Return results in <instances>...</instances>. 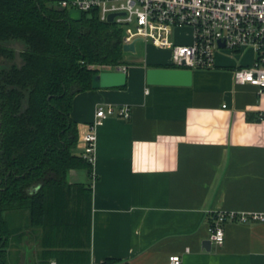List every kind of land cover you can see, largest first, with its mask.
Wrapping results in <instances>:
<instances>
[{
  "label": "crops",
  "instance_id": "obj_1",
  "mask_svg": "<svg viewBox=\"0 0 264 264\" xmlns=\"http://www.w3.org/2000/svg\"><path fill=\"white\" fill-rule=\"evenodd\" d=\"M159 50V57L138 58L136 47L129 53L124 87L73 98L77 155L98 107L131 111L130 119L114 115L97 128L91 175H66L69 185L90 188L88 223L78 234L88 260L80 264H167L173 255L182 264H264V223L227 222L223 246L203 247L213 212H264V91L233 80L254 52L217 55L213 68L192 70L189 86L148 85V69L172 68L171 51ZM67 239L74 243L75 234ZM38 253L39 246L27 264Z\"/></svg>",
  "mask_w": 264,
  "mask_h": 264
},
{
  "label": "trees",
  "instance_id": "obj_2",
  "mask_svg": "<svg viewBox=\"0 0 264 264\" xmlns=\"http://www.w3.org/2000/svg\"><path fill=\"white\" fill-rule=\"evenodd\" d=\"M125 65L122 31L96 14L72 19L49 0H0V264L29 263L36 245V264L88 260L78 234L88 223L90 188L66 181L70 170L92 174L73 152L72 102L92 89L97 67ZM68 233L76 238L70 245Z\"/></svg>",
  "mask_w": 264,
  "mask_h": 264
},
{
  "label": "built area",
  "instance_id": "obj_3",
  "mask_svg": "<svg viewBox=\"0 0 264 264\" xmlns=\"http://www.w3.org/2000/svg\"><path fill=\"white\" fill-rule=\"evenodd\" d=\"M60 11L75 9L87 15L96 14L100 21L113 16L114 24L122 31V46L137 42L149 43L158 49H169L172 68L210 69L215 66L219 52L232 54L251 48L254 60L250 66L234 70L238 85H250L264 91V0H49ZM188 27L191 41L179 44L171 40L176 30ZM91 69H96L90 66ZM103 71H122L125 66L97 67ZM128 120L130 108L112 105L98 107L94 119L80 135L78 156L91 166L95 162L97 128L111 116ZM209 241L217 247L224 244L227 222L240 224L264 223V212H224L211 214ZM54 264V263H53ZM167 264H182L178 255L168 258Z\"/></svg>",
  "mask_w": 264,
  "mask_h": 264
},
{
  "label": "water",
  "instance_id": "obj_4",
  "mask_svg": "<svg viewBox=\"0 0 264 264\" xmlns=\"http://www.w3.org/2000/svg\"><path fill=\"white\" fill-rule=\"evenodd\" d=\"M107 21L111 23L113 16H109ZM14 61L20 67L21 47L13 46ZM124 53H135V44H128L122 46ZM192 70L177 69V68H151L146 71V83L148 85H172V86H189L191 84ZM126 84V74L122 71H103L95 74L92 77L91 86L93 89L99 88H120ZM206 250L211 249V242L209 240L203 243ZM27 264V261L25 262Z\"/></svg>",
  "mask_w": 264,
  "mask_h": 264
},
{
  "label": "rangeland",
  "instance_id": "obj_5",
  "mask_svg": "<svg viewBox=\"0 0 264 264\" xmlns=\"http://www.w3.org/2000/svg\"><path fill=\"white\" fill-rule=\"evenodd\" d=\"M49 5L50 6H53L54 5V2H49ZM68 16L70 18H72V19H76V18H78L80 16V12L77 11V10H75V9H70L68 11ZM190 33H191V30L188 27H185V28H182V29H178V30H176V32L174 33V35L171 36V40H174L176 43H179V44H187V43H190ZM146 44H148V47L147 48H145V43L144 42H141L140 41V42H137L136 43L137 53H136L135 56H137L138 58H145L147 55L159 57L160 50L159 49H155L149 43H146ZM219 54L220 55L222 54L221 56L224 57L225 59L231 60V57H228L227 56L228 54H231L230 51L223 50L222 52H219L217 55H219ZM161 55H164V54H161ZM129 57H130L129 56V53H125V59L128 60ZM215 62H217V57L215 58ZM129 64L130 65H133L132 62L129 63ZM32 245L33 244H31V242L28 243L27 244V248H30ZM35 247H38V245H36ZM13 254H15V253H13Z\"/></svg>",
  "mask_w": 264,
  "mask_h": 264
},
{
  "label": "flooded vegetation",
  "instance_id": "obj_6",
  "mask_svg": "<svg viewBox=\"0 0 264 264\" xmlns=\"http://www.w3.org/2000/svg\"><path fill=\"white\" fill-rule=\"evenodd\" d=\"M51 7H53V6H51Z\"/></svg>",
  "mask_w": 264,
  "mask_h": 264
}]
</instances>
